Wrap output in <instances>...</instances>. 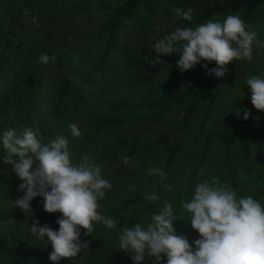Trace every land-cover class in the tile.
Masks as SVG:
<instances>
[{
	"label": "rangeland",
	"instance_id": "rangeland-1",
	"mask_svg": "<svg viewBox=\"0 0 264 264\" xmlns=\"http://www.w3.org/2000/svg\"><path fill=\"white\" fill-rule=\"evenodd\" d=\"M26 1H33L34 4L37 2L35 5H38L36 0H0V104L5 101V93L11 87L12 82L16 80L17 72L21 68L20 63L28 51L30 42L38 36V25L30 24V27L23 29L21 40L11 41V44L14 47L18 46V48L12 54H10L12 51L9 52L6 49V45L10 43L12 32L10 15L16 10V5H24ZM88 1L90 27L95 31L92 51L89 56L79 53L76 60L67 63V66L75 68L78 72L87 70V68L90 69L88 75L95 78L98 89L92 98L91 95L85 98L86 101L92 103L91 106H87L86 111L81 108V104L83 105L84 102L79 98L81 101V104L78 103L79 113L85 121L79 124L80 121L75 114L74 122L82 133L80 137H72L68 128L69 124H72L71 113L73 112V108L70 106L71 100L68 98V106L63 110V118L61 117L60 135L68 139L69 150L74 163L82 161L84 156H88L95 162L104 153L103 147L120 146L122 139L130 131L132 132L134 127H138L136 130L139 138V146L134 152L131 151L130 147L125 146L119 159L113 165L109 166L110 156H105L98 164L102 168V177L106 178L107 174L108 181L112 185L111 190H106L98 211L102 215L111 216L117 221V226L114 229H107L103 224L94 225L95 240L98 239L100 254H103L107 247H110L111 250L119 249L118 234L120 227L117 213L126 199L132 197V199H136L135 197L139 193L142 194L140 201L143 205L139 223L143 221L146 224L150 221L152 214L161 211L165 201L172 203L174 212L180 205L177 226H174L176 234L186 237L193 247V242L199 238V234L192 229L187 221L189 214L182 208V202L191 198L196 184L215 177L221 183L231 186L236 191L238 198L251 195L264 206V112L254 108L251 103V90L247 88L248 78L252 76L264 78V6L261 11L259 10L248 20L245 18V11L236 14L245 23L246 30L256 33L252 45V60L233 61L227 65V73L221 79H217L214 75H207L206 70L202 67L203 64L208 63L207 61H201V64L197 65L194 70L181 73L176 67L179 59L177 54L161 56L160 59L165 62L163 65L152 66V68L144 67L146 64L141 61L142 52H144L143 56L151 55L154 59L153 46L158 39L149 38L142 42L141 37L144 33L152 31L158 26L174 24L180 17L173 13L174 7L166 5L163 10L157 9L153 14H148L143 8L140 9V19H135L127 24L121 34L122 44L128 45V49L137 52V58L129 59L126 55L118 58L116 65L110 69V73L105 78L100 79L94 67L95 60L100 57V52L104 46V36L100 32V28L106 20L107 12L103 8L104 6L119 7L127 0ZM74 3V0H66L65 5L71 7ZM43 6L40 5L39 7ZM86 11V5L83 7V14L77 8L79 20H72L71 22L76 24L79 21L80 26H84V12ZM192 11L200 12L199 9H192ZM63 17L65 18V16ZM140 20L148 28L137 30L135 26L142 23ZM211 20L222 21L220 17H214ZM58 58L59 54L55 56L54 61L48 63L44 83L45 98L52 96V92L53 95L57 92L53 91L52 81L59 71L57 67ZM215 67L214 62L208 64V70ZM202 75L204 77L209 76L210 80L202 93V99L194 114L192 125L185 131L184 152L179 157L180 163L176 162L175 165L167 168V157L164 155L165 152L162 147L154 146L150 151L145 150V147L154 145L159 135L168 128L166 125L159 126L151 119L157 117L160 111L159 106L166 101L165 87H170L175 92H181ZM69 78L75 85L74 90L85 92L89 88L77 76L70 75ZM212 97L215 98L207 115ZM122 101H128L134 106V110H120L111 116V105H117ZM238 103H244V106L236 109ZM150 104H157L158 106L150 107ZM88 109L89 114L86 113ZM244 109L250 112L249 118L252 123L249 127L246 126L247 120L243 119V112L239 116L236 114ZM48 110L49 108L43 106V115ZM13 112L11 109L7 116L0 115V124L12 118ZM50 115H52V110ZM206 115L207 119L203 128L202 122ZM48 116L49 114L45 115L46 118ZM103 116H110L109 120L117 119L124 122L125 125L112 129L103 128L100 133H96L92 122ZM228 116H230L229 123H231L233 131L227 138L231 143V165L226 160L223 138ZM86 122L90 123L87 130L82 127V124ZM15 129L19 130L18 128ZM3 130L5 128H0V134ZM56 132L55 128L48 140L55 138L58 135ZM208 135L212 136L209 141L207 140ZM206 145H208L206 165L198 170V161ZM3 154L0 153V158ZM125 158L128 159V163L124 162ZM150 168H158L164 173L165 184H162L164 180H161L158 175H148ZM166 169L167 174L165 173ZM129 185H133L134 190H130ZM160 185L161 189L159 188ZM165 185H169L170 188H165ZM146 194H156L160 199L149 202L145 199ZM35 208L34 211L36 212L32 213L31 219L34 217L41 226L48 224L53 230H59L57 220L62 218L60 213L49 214L43 208L40 209L38 206ZM133 209L134 207H131L128 211ZM84 235V230L81 229V240H83ZM162 264H166V257L163 258Z\"/></svg>",
	"mask_w": 264,
	"mask_h": 264
},
{
	"label": "clouds",
	"instance_id": "clouds-1",
	"mask_svg": "<svg viewBox=\"0 0 264 264\" xmlns=\"http://www.w3.org/2000/svg\"><path fill=\"white\" fill-rule=\"evenodd\" d=\"M172 11L183 20H192L191 9L174 7ZM162 28L157 27L158 35ZM255 38L256 33L246 30L238 15H230L223 21L209 19L198 26H180L164 34L153 46L155 58H148L147 63L163 65L161 56L177 54L176 67L181 73L207 61L202 65L207 75L221 79L233 61L252 60ZM50 59L54 61L55 56L43 54L39 62L48 64ZM213 62L216 67L208 70V64ZM247 88L251 90L254 108L264 112V78H248ZM241 112L247 120L250 112L244 109L236 114L239 116ZM68 128L72 137L82 135L76 124H69ZM0 146L4 150L3 163L11 165L21 181L18 191L23 195L13 206L22 213L32 212V201L41 197L46 213L62 216L57 220L58 231L48 224L41 226L34 217L30 226L33 237L46 239L51 245L49 259L53 264L75 258L89 247L90 241L80 238L81 229L90 237L95 224L116 228V220L98 211V201L105 197L106 190H111V183L102 177L101 166L88 156L79 163L73 162L65 136L57 135L45 142L32 128L19 131L7 128L0 134ZM124 162L128 163V159ZM148 175L164 179L158 168H150ZM129 189L134 190V186L129 185ZM145 199L153 202L160 197L146 194ZM182 208L189 214L187 221L192 229L199 234L194 247L186 237L176 234L177 217L172 203L165 201L161 211L152 214L146 224L142 221L120 229V251L131 254L134 264H143L146 256L154 258L153 264H162L164 257L166 264H264V206L251 195L238 198L231 186L213 177L196 184L191 198L182 202Z\"/></svg>",
	"mask_w": 264,
	"mask_h": 264
},
{
	"label": "trees",
	"instance_id": "trees-1",
	"mask_svg": "<svg viewBox=\"0 0 264 264\" xmlns=\"http://www.w3.org/2000/svg\"><path fill=\"white\" fill-rule=\"evenodd\" d=\"M26 1L24 5H16V10L10 15L12 32L10 34V43L6 45L7 51L13 53L18 46H13L11 41L21 40L22 31L29 25H38V36L34 37L29 44L28 51L24 55L23 61L20 63L21 68L17 72L16 80L12 82L11 87L5 93V101L0 104V115L7 116L11 109H13L12 118L7 119L0 124L1 129L7 128H32L38 131L39 135L48 141L51 133L57 130L60 135L61 117L63 110L67 108L69 99L70 106L73 108L71 113V122L76 124L74 120L78 117L81 124L85 119L79 113L78 103L81 104L79 98L84 104L81 108L86 111L87 106H91V101H86L85 98L91 95L94 96L98 89V83L95 78L88 75L87 70L78 72L75 68H70L67 63L74 62L76 56L81 53L83 55H90L92 45L94 44L95 31L90 27V6L88 0H74L75 3L71 7L65 5L66 0H36ZM44 5L43 7H39ZM87 6V11L84 12L85 24L80 26L79 21L74 24L72 20H79V13L76 12L78 8L83 14V7ZM170 6L187 11L189 9H199L200 12L192 11V20L186 21L179 17L174 24L163 26L159 35L156 29L144 33L141 37L143 40L149 38L160 39L164 34L173 32L177 27H194L213 19L220 17L222 21L230 16L236 15L239 12H246L245 18L248 20L264 6V0H127L119 7L104 6L107 12L106 20L103 22L100 32L103 37V49L100 52V57L95 60V72H97L100 79L105 78L110 69L116 65L118 58L122 56L129 59L137 58L138 53L128 49L121 41V34L125 30V26L135 19H140L139 11L144 9L148 14H153L156 10H163L164 7ZM18 6V7H17ZM67 13V14H66ZM66 14V15H65ZM36 17L33 20L32 17ZM65 16V18L63 17ZM142 22V20H140ZM137 30H144L148 27L143 25V22L135 26ZM166 30V31H165ZM144 55V52H142ZM47 54L50 58L59 54L57 67L59 71L52 81L53 91H57L54 95L45 98L44 83L46 81V70L48 64H41L39 58L41 55ZM141 56V61L146 64L144 67L152 68V65L147 63L148 58ZM8 56V54H7ZM52 60L50 59L49 62ZM3 63V61H1ZM75 69V70H74ZM85 72V73H83ZM77 76L82 82L89 86L85 91L74 90L69 76ZM210 77L203 75L181 92H175L170 87H165L166 101L161 103L160 111L157 117L151 120L159 126L168 127L164 133H161L154 145L145 147L146 151H150L154 146H160L164 150V155L167 157L166 167H171L177 162L180 163L179 157L184 152L185 131L192 125L194 114L201 102L202 93L209 82ZM54 87H56L54 89ZM89 93L88 95H85ZM69 98V99H68ZM215 97L208 106L207 115L209 114L212 103ZM55 101V102H54ZM43 106L49 108L45 115H43ZM150 107H156L157 104H150ZM244 103H238L236 109L242 108ZM90 109V108H89ZM89 109L87 114L90 113ZM137 109V108H136ZM52 110V115L50 112ZM120 110L128 111L134 110L128 101H122L117 105H111V116L120 112ZM204 117L202 127L204 128L207 119ZM63 118V117H62ZM109 117H101L99 120L93 121L95 132L100 133L103 128L112 129L122 127L124 122L117 119H110ZM230 116L226 118V130L223 134L226 160L231 165V143L227 140L229 134H232ZM252 121L247 119L246 126L249 127ZM90 123L82 124V127L87 130ZM134 124V123H133ZM135 125V124H134ZM133 126V125H132ZM138 127H134L132 132L122 139L120 146L111 148L103 147L104 153L99 159L95 161L98 165L102 158L110 156L109 166L113 165L120 157L125 146L131 148L134 152L139 146V138L137 135ZM18 130V131H19ZM203 130V129H202ZM212 138L208 135L207 140ZM132 146H130L131 144ZM209 145V143L207 142ZM208 145L203 149V153L198 161V170L206 165L208 157ZM72 150L74 151L73 147ZM0 153H4L2 146ZM247 158V156H246ZM15 159V158H14ZM81 162V161H80ZM107 166V165H106ZM167 174V169L165 171ZM165 174V175H166ZM108 176L106 174V178ZM162 184H165L163 179ZM21 181L15 174L11 165L3 163V156L0 158V264H53L49 259V254L53 251L51 245L44 241L37 240L30 233V226L32 219L30 216L35 213L36 206L43 208V199L37 197L32 201V212L22 213L20 209L13 206L14 201L23 195L18 191ZM161 189V185L159 187ZM141 193L136 199L128 198L122 204L117 216L119 218L120 229L124 225L134 227L141 220V213L143 212V205L140 201ZM103 199L98 203L101 205ZM131 207L133 210L128 211ZM175 210L176 217L179 215V207ZM130 212V213H129ZM129 220V222H128ZM174 226H177L175 221ZM119 229V231H120ZM96 233L93 231L90 237L84 235L82 241H90L89 247L84 249L77 257L71 259H61L59 264H134L131 254L121 252L120 249L111 250L107 247L103 254H100L98 249V239L95 240ZM154 258L145 257L143 264H153Z\"/></svg>",
	"mask_w": 264,
	"mask_h": 264
}]
</instances>
